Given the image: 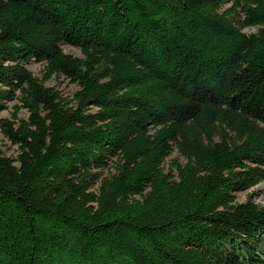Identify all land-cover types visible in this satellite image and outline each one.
Wrapping results in <instances>:
<instances>
[{
    "label": "trees",
    "instance_id": "trees-1",
    "mask_svg": "<svg viewBox=\"0 0 264 264\" xmlns=\"http://www.w3.org/2000/svg\"><path fill=\"white\" fill-rule=\"evenodd\" d=\"M13 100L0 264H264V0H0Z\"/></svg>",
    "mask_w": 264,
    "mask_h": 264
},
{
    "label": "rangeland",
    "instance_id": "rangeland-1",
    "mask_svg": "<svg viewBox=\"0 0 264 264\" xmlns=\"http://www.w3.org/2000/svg\"><path fill=\"white\" fill-rule=\"evenodd\" d=\"M227 7V6H225ZM243 32L246 34H252L256 32V29H246ZM61 49L65 54L71 55L73 57L81 58L82 55L79 50L74 49L67 45H61ZM44 65L41 63L36 62H30L26 65V69L31 72L34 76L37 78H41L42 76V70ZM48 87L55 88L60 96L64 100H71L73 94L78 90V87L71 83L68 79L64 78L63 76H53L46 84ZM19 103L17 100H13L6 103V110L1 113V118L5 119H12L11 114L15 112L16 107H18ZM16 118L17 119H27V112L22 109H17ZM0 150L2 151L3 155L8 158H16L18 155V147L16 145H12L11 142L4 136V134L0 131ZM177 159L179 163H184V160L177 156L176 153H174L168 161ZM100 173L104 176L108 174L107 169L100 170ZM250 193H255V196L253 198V201L257 205H264V182L261 183L258 187H255L249 191L240 192L235 194L236 196V202L237 203H243L247 201L248 196Z\"/></svg>",
    "mask_w": 264,
    "mask_h": 264
},
{
    "label": "water",
    "instance_id": "water-1",
    "mask_svg": "<svg viewBox=\"0 0 264 264\" xmlns=\"http://www.w3.org/2000/svg\"><path fill=\"white\" fill-rule=\"evenodd\" d=\"M260 184H258L256 187H258Z\"/></svg>",
    "mask_w": 264,
    "mask_h": 264
}]
</instances>
